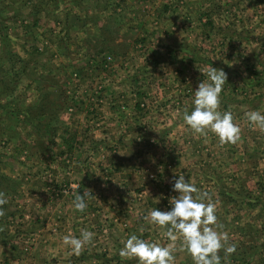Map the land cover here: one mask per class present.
Here are the masks:
<instances>
[{
  "label": "rangeland",
  "instance_id": "obj_1",
  "mask_svg": "<svg viewBox=\"0 0 264 264\" xmlns=\"http://www.w3.org/2000/svg\"><path fill=\"white\" fill-rule=\"evenodd\" d=\"M192 1L195 12L188 20L181 17L180 0H0V175L16 182L11 191L0 183L8 200L0 217V264H138L119 256L123 241L136 234L170 243L166 229L143 217L153 208L171 210L179 175L216 204L218 222L237 245L235 254L252 245H244V237H264V190L263 196L252 195L258 202L251 198L248 205L257 209L249 210L238 196L244 193L236 187L239 180H233L238 170L239 178L245 176L246 162L229 160L214 133L196 134L182 119L185 109H193L194 91L207 80L210 64L227 74L221 96L237 95L234 107L220 98L218 110L231 111L241 128L238 152L251 136L260 137L256 129L249 132L244 114L249 92L264 87V6ZM122 43L130 49L99 50ZM244 76L253 83H240ZM44 93L49 104L42 101L33 125L23 121L34 109H21ZM94 94L108 101L104 131L87 129L85 111L99 107L87 100ZM11 108L19 111L16 117L8 115ZM259 153L255 170L264 169V147ZM257 182L264 189V176ZM85 189L95 198L79 212L72 201ZM231 190L238 195L230 196ZM27 213L30 220L21 218ZM81 229L95 233L89 247L96 255L88 263L62 243L64 235L80 237ZM175 246V264H194L180 250L181 238ZM220 255L222 264L233 263ZM242 257L237 264H264V256L263 263Z\"/></svg>",
  "mask_w": 264,
  "mask_h": 264
},
{
  "label": "clouds",
  "instance_id": "obj_2",
  "mask_svg": "<svg viewBox=\"0 0 264 264\" xmlns=\"http://www.w3.org/2000/svg\"><path fill=\"white\" fill-rule=\"evenodd\" d=\"M204 74L207 80L199 83L194 91V107L191 112L185 109L182 119L196 134L206 136L211 131L221 144H236L241 139V128L234 123L231 111L222 113L218 110L227 74L210 64L205 66ZM245 115L251 124L264 133V115L254 110L246 111ZM177 177L172 190L178 196L169 200L171 210L153 208L143 217L150 224L166 229L165 236L170 243L164 246L131 234L123 241L120 257L136 259L138 264H175V242L178 238H181L180 250L186 251L194 264H222L221 251L224 260L235 253L237 245L230 241L228 233L223 230L224 225L218 222L216 204L208 193L186 180L184 175ZM92 198L95 196L91 189H85L83 195L77 191L72 205L75 210L83 212L87 208V201ZM7 203L6 194L0 191V217L5 215L3 205ZM141 231L144 229L141 228ZM94 236V232L81 229L80 237L64 235L62 243L75 255H80L85 246L93 243Z\"/></svg>",
  "mask_w": 264,
  "mask_h": 264
},
{
  "label": "crops",
  "instance_id": "obj_3",
  "mask_svg": "<svg viewBox=\"0 0 264 264\" xmlns=\"http://www.w3.org/2000/svg\"><path fill=\"white\" fill-rule=\"evenodd\" d=\"M180 1L181 2L183 1V3H184V6L183 5L179 6V7H182L181 8L182 9V11H181V17L182 18H187L189 20L190 19V16L192 15L191 12H195L193 10V7H192L193 1L192 0H180ZM243 1L245 2L246 7H248L250 4H255L257 6H264V0H243ZM106 6H107V4H104V7H106ZM195 7H197V5H195L194 8ZM198 9H200V6L198 7ZM165 13H166V9H165ZM174 13L177 14V12H174ZM199 17H200V15H199ZM72 18H75V16H72ZM200 20H203V18H200ZM94 22L95 21H93L90 25L94 24ZM73 26L76 27V24L73 23ZM189 26H190V24H189ZM175 27H177V26L175 25ZM170 28H172V26H170ZM89 29H90V27H89ZM118 46H120V47L115 48V49H111V48L110 49H107V48L106 49H104V48L102 49V48H99V50H104V51H109V52L116 50V51L122 53V52L128 51L130 49V45L129 44H123L122 43L121 45H118ZM171 49H174V51L177 50L176 47L175 48H171ZM105 54H106V56H109L110 55V54L107 55V53H105ZM112 54H113V52H112ZM109 57H110V59H111V57L112 58H115L113 55H110ZM251 79H252L251 77L248 78L247 76L246 77L244 76V78L240 81V83H247V84H248V82L249 83H253L251 81ZM234 81H236V80H234ZM229 83H234V82L230 79L229 80ZM252 89H255V90H252ZM252 89H251L252 91L249 92L250 93L249 96L247 97L249 99V103H248L249 105L248 104H245V106H246L245 108L248 111H252V110L257 111V110H259V112L262 115H264V87H261V86L260 87H256V88L253 87ZM221 95H222V92H221L220 96ZM94 96H95V98H94ZM94 96H92V98H87L88 96L86 97L87 100H90V99L91 100H95V102L97 103V106L99 104V107H95L94 106V109H91V111L86 110L85 113H84L86 115L89 114V115H87L88 116V118H87V121H88L87 122V129L89 130V128H93V129L98 130V128H100L102 131H104V130H107V127L109 126V116H110L109 115V107H105V109L103 110L104 105L107 104L108 101L104 100L103 97H100V94H98V95L97 94H94ZM226 97L225 96H221L220 98L227 99V102L226 103L230 107L231 106L234 107V105H236V101H237V95H236V93L233 94V92H231ZM251 97H254V98L251 99ZM101 98H103V99H101ZM87 102H89V101H87ZM76 109H77L76 107H74V108L72 107V112H73V110L76 111ZM94 110H95V112H94ZM81 112H82L81 110L76 111V113H78V114H81ZM99 113L100 114H103V116L98 117L99 116ZM94 117H98V118H96V121H94L95 120ZM106 117H107V120H104V118L106 119ZM245 119H246L248 125L251 128V131H249V132H252L253 129H256L257 131H259L255 127V125L251 124L247 120V118H245ZM245 124H246V122H245ZM93 131H95V130H93ZM79 134H80L79 131H77V136ZM83 134L88 135V132L85 131ZM86 135H84V136H86ZM262 135H263V133L260 132V134H259L260 137H256V139H254V137L251 136V138L249 140H247L246 142H244L242 144V146H241V152L240 153L238 151H239V143H241V140L239 142H237L236 144H225L226 145V148L228 149V152H229L228 155L227 154H225V155L229 156V158H228L229 160L230 159H233V158H235V159L238 158L242 162H246L245 164L247 166H246V168L244 170H242V172L245 174V176L244 177L241 176V178H239L238 176H240V174L238 172L241 171V170H238L237 173L235 172V177H233V180H235V181L236 180H239L240 183L236 187L241 186V189H242V191L244 193L238 195V194H235L236 192H234V190H231V193H229L230 196H237L238 195L241 198H243L244 201H245L244 203H246V205H248L249 200L251 198L254 199L252 197V195H261V196H263L262 195V192H263L264 189H262L260 187L261 186V184H260L261 182H257V178L260 177V176H264V169L263 170H255L254 169V168L257 167L256 166L257 165V161H256V164H255V156L257 157L258 154H260L259 153V149L261 147H264V138H262ZM86 141H88V139H86ZM75 153H76V151L74 150L73 157L71 158L73 160H75V156H74V155H76ZM86 159L87 160H85V162H87L89 160L88 157ZM223 159L224 158H219V159L216 160V162L222 161ZM262 160H264V159L261 158V161ZM216 167H218V165H216ZM214 172H215V167H214V171L212 172V175H213ZM237 174H238V176H237ZM24 176H26V174ZM217 178H221V176H217L216 179ZM250 179L253 180V183H252V186L248 187L247 185L250 184L248 182V180H250ZM232 187H234V186H232ZM217 188L219 189V188H223V187L220 186V187H217ZM11 190H12V188H10V191ZM226 194L228 195V193H226ZM256 199H254V201L258 202V200H256ZM261 200H262V202L264 201L263 198ZM248 206H249V208H248L249 210L251 209L253 211H256V209H257V205L256 204H253V205L249 204ZM23 217H25L26 220H30L31 215H30V213H27L26 215H23L22 214V217L21 218H23ZM26 220H25V222H26ZM65 223L66 222H64V224ZM260 223H261L260 226L264 227V218L261 220ZM59 226L60 227L61 226L63 227L62 223H60ZM107 238L108 237L106 236L105 239H107ZM103 239H102V244H104ZM239 239H243V238H239ZM256 240H258V242H256ZM243 244L244 245L252 244V245L247 246L246 249L244 247H243V249L240 248V250H238L239 252H237L236 254L235 253L231 254L230 255V259H231V261L233 263L230 262V264H237V260L239 258H242L243 259L242 256H244L246 258H250V260L252 258L253 259H259L260 258V261L263 263L262 257L264 256V251H263V249H264V237H262V238H255V236H254L253 240H250V239L248 240V239H245V237H244ZM89 246L90 245L85 246L84 250L80 254V257H78L81 260L85 261L86 263H88L89 260L94 259L95 258L94 255H96L95 254V251L93 250L94 248H91L90 249ZM104 253L105 252H104V250L102 248V253L101 254H98V255L101 256L100 260H103V256L102 255ZM97 261H99V260L97 259Z\"/></svg>",
  "mask_w": 264,
  "mask_h": 264
},
{
  "label": "trees",
  "instance_id": "obj_4",
  "mask_svg": "<svg viewBox=\"0 0 264 264\" xmlns=\"http://www.w3.org/2000/svg\"><path fill=\"white\" fill-rule=\"evenodd\" d=\"M24 62V61H23ZM25 64V63H24ZM26 65V64H25ZM33 65H36V63L35 64H33ZM1 91H3L4 90V88L3 89H0ZM46 93H44L42 96H41V98H40V100H39V102H35V103H33V104H30V105H27V106H25V107H23L21 110L22 111H26V109H34V113L31 115V117H29V114L27 115V116H25V117H23V121L24 120H26L27 122L29 121L30 123H31V125H33L32 124V120H31V118L36 114V112H40V110H41V107L43 106V104H44V102H42L43 100H45L44 98H46ZM48 104H49V101L48 100H45ZM19 111L18 110H16V111H14L12 108L11 109H9V111H8V115L9 116H13V117H16V113H18ZM27 112V111H26ZM28 113V112H27ZM39 114H42V111H41V113H37V115H39ZM29 117V118H28ZM36 123L38 124V125H40V124H42L41 122H40V120H36ZM53 128H50V130H52ZM15 181V180H14ZM14 181H12V180H10V179H8V178H6V177H4L2 174L0 175V183L1 182H3L4 184V186H7V187H10V188H12L13 190L15 189L14 187H13V184H15L16 182H14Z\"/></svg>",
  "mask_w": 264,
  "mask_h": 264
}]
</instances>
